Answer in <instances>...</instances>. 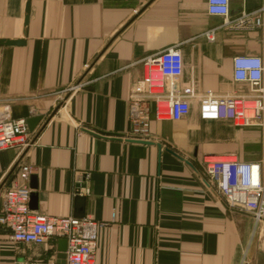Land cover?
I'll use <instances>...</instances> for the list:
<instances>
[{
    "label": "crops",
    "instance_id": "1",
    "mask_svg": "<svg viewBox=\"0 0 264 264\" xmlns=\"http://www.w3.org/2000/svg\"><path fill=\"white\" fill-rule=\"evenodd\" d=\"M263 3L233 0L230 19ZM223 23L209 15L207 0H0V39L25 40L0 47V105L15 119L43 118L22 156L0 151V211L5 192L23 185L19 163H28L34 212L76 218V198L85 197V218L101 224L96 264H264V220L230 209L203 163L206 156L264 161L262 130L199 115L203 96L246 89L234 81L235 56L263 54L261 30ZM171 47L183 56L179 86L194 98L180 121L152 116L151 139L179 158L128 141V96L144 76L142 61ZM254 129L263 150L252 154ZM58 245L13 243L0 225V264L56 260Z\"/></svg>",
    "mask_w": 264,
    "mask_h": 264
},
{
    "label": "built area",
    "instance_id": "2",
    "mask_svg": "<svg viewBox=\"0 0 264 264\" xmlns=\"http://www.w3.org/2000/svg\"><path fill=\"white\" fill-rule=\"evenodd\" d=\"M233 0H207L208 13L222 18L225 27L261 30L264 34V3L254 12L243 11L232 21ZM244 1V0H242ZM215 41V31L205 34ZM144 76L128 96V138L152 141V116L159 121H180L191 111V98L179 86L184 62L178 47L167 48L142 61ZM233 78L245 90L229 97L206 96L199 100V115L204 121H226L238 128H258L264 132V50L262 55H237L233 58ZM77 86L73 87L75 90ZM32 144L27 119H15L10 106L0 105V151L16 149L20 156ZM263 162H246L236 156H206V172L227 206L264 220ZM35 168L19 163L18 179L3 197L0 225L9 231L13 243L43 246L51 239L65 240L64 264H96L98 231L101 224L90 218H57L41 215L30 207L32 190L28 185ZM81 184V183H80ZM15 264H59L54 259L17 261Z\"/></svg>",
    "mask_w": 264,
    "mask_h": 264
},
{
    "label": "water",
    "instance_id": "3",
    "mask_svg": "<svg viewBox=\"0 0 264 264\" xmlns=\"http://www.w3.org/2000/svg\"><path fill=\"white\" fill-rule=\"evenodd\" d=\"M29 12H30V1L27 2V6H26V14H25V23H24V35L26 36L27 34V27H28V23H29ZM25 45V40H7V39H0V47H14V46H23ZM58 109V108H57ZM57 111V110H56ZM56 111L54 113H56ZM43 118L42 117H31L27 120V125L29 128V132H33L36 128V126L41 122ZM83 131L94 135V136H98L101 137L99 134L88 130V129H83ZM129 142H133V143H139V144H144L147 146H156L160 151L164 150L166 152H169L170 154L176 156L179 158V156L173 152L172 150H169L168 148H164V146L158 142H153V141H139V140H128ZM32 180H35V178ZM31 190H36L37 189V184L34 182L31 184L30 186ZM37 198V193L36 192H32L31 194V202H30V207H32V203L33 200H36ZM77 202H78V207L80 206V210H78V214H75V217L78 219H84L85 218V212H84V204L86 202L85 197H81V196H77L76 198ZM58 255L56 258V262L59 264H64L65 263V259H66V241L65 240H60L58 242Z\"/></svg>",
    "mask_w": 264,
    "mask_h": 264
},
{
    "label": "rangeland",
    "instance_id": "4",
    "mask_svg": "<svg viewBox=\"0 0 264 264\" xmlns=\"http://www.w3.org/2000/svg\"><path fill=\"white\" fill-rule=\"evenodd\" d=\"M249 133H251L250 135V140H254L255 141V144L253 143L249 149V151L253 154V153H258L259 151L261 152L263 150V139H261V143L259 144L258 143V134L255 129L254 130H249L248 131Z\"/></svg>",
    "mask_w": 264,
    "mask_h": 264
}]
</instances>
